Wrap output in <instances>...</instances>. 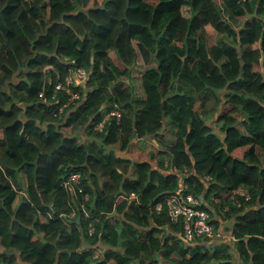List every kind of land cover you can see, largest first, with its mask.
Here are the masks:
<instances>
[{
	"label": "trees",
	"instance_id": "obj_1",
	"mask_svg": "<svg viewBox=\"0 0 264 264\" xmlns=\"http://www.w3.org/2000/svg\"><path fill=\"white\" fill-rule=\"evenodd\" d=\"M65 59L89 79L75 109L54 116ZM263 71L264 0H0V264H264ZM114 104L120 121L97 133ZM164 120L174 142L138 149ZM76 124L83 143L67 134ZM185 172L203 209L227 208L234 242L187 244L165 204L153 213ZM70 174L82 193L60 186ZM238 187L250 201L230 199ZM86 246L103 248L104 261Z\"/></svg>",
	"mask_w": 264,
	"mask_h": 264
},
{
	"label": "built area",
	"instance_id": "obj_2",
	"mask_svg": "<svg viewBox=\"0 0 264 264\" xmlns=\"http://www.w3.org/2000/svg\"><path fill=\"white\" fill-rule=\"evenodd\" d=\"M65 63L67 64V71L64 78L60 77V73L54 70V76L56 78L52 88L51 100L58 106L54 112V116H62L66 110L75 109L77 106L76 102L82 98L83 90H85V86L87 85L89 79L88 71L85 67L77 65L74 60L65 59ZM64 92L66 93V96ZM60 93H63L62 98H60ZM39 97L42 101H46L44 99V95L39 94ZM121 117L122 109L118 104L111 105L110 107L107 106L105 114L102 116L100 122L93 125V129L99 134L104 133L110 121L114 120L115 123H118ZM82 128L84 129L85 127ZM77 142H80L78 137ZM164 166H166V162ZM170 171L177 174L173 168ZM186 177L187 172H185L183 178L181 179L178 190L164 194L161 199L156 202L153 213L159 214L164 209L163 204H165L170 224L178 225L180 228V231L175 235L176 238L187 244H194L198 239H207L208 241L217 240L218 242H229L230 244L234 242V236L231 233L226 234L223 230H220L218 226L214 224L209 212L202 208L204 205L203 197L194 196L190 192H186L187 186L184 182ZM199 179L202 183L207 185L212 181V176L210 174L203 173ZM80 181L81 176L79 174H70L67 178L62 179L60 186L67 188L72 192L77 189L78 193H82L83 189L80 185ZM230 195V199L233 202L238 201V199H244L245 201L251 200L249 190L242 187L232 190ZM83 199L87 200L88 196L83 195ZM213 200L218 203L216 198H213ZM236 203V205L240 207V204L238 202ZM81 207L83 211H85V203H83ZM77 213V209L72 210L67 218L73 220L76 218ZM116 216V214H110L107 220L112 222L119 221V217ZM87 217L90 220L86 225V234L88 238H91L94 236L96 228L91 220V217L89 215H87ZM158 237L162 238L163 232H160ZM80 251H87L90 253L94 261H104L105 259V250H103V248H91L90 246H86L81 248ZM157 264H166V262L159 258Z\"/></svg>",
	"mask_w": 264,
	"mask_h": 264
},
{
	"label": "rangeland",
	"instance_id": "obj_3",
	"mask_svg": "<svg viewBox=\"0 0 264 264\" xmlns=\"http://www.w3.org/2000/svg\"><path fill=\"white\" fill-rule=\"evenodd\" d=\"M43 13H44V15L45 14H47V12L45 11V9L43 10ZM46 16V15H45ZM225 17H227L228 18V20H231V18L227 15V14H225ZM219 38V40H226L222 35L220 36V37H218ZM227 41V40H226ZM221 43V42H220ZM220 43L218 44V45H220ZM16 81H17V79H16ZM126 83H127V80H126ZM4 90H5V85L4 84H0V94H2L3 92H4ZM201 98H203V99H205V100H207V98H211V95H209L207 92H205V93H202L201 95ZM3 97H2V99H0V102L2 103L3 102ZM212 100L213 99H211V101L209 102V104L208 105H211L212 104ZM218 105L219 104H216V105H214V101H213V104L211 105V106H209L208 107V109H207V111L209 112H211V114L212 115H215L216 114V111L215 112H212L211 110H212V108L213 107H218ZM3 106V105H2ZM219 109V111H221V108L219 107L218 108ZM211 115V116H212ZM210 124H212V125H214L215 127L217 126L215 123H214V121L213 122H211ZM172 127H174L172 124H170ZM83 129L82 128H80L79 126H76V128H73L71 131H69V132H67V134L69 135V136H77L78 137V139H79V143H83V141H84V137H83V135L82 134H80L81 133V131H82ZM216 131L218 132V129H217V127H216ZM218 134H220L219 132H218ZM166 137V140H164L163 138H165ZM160 139H163L162 141H161V143H162V148L164 149V150H166V147L165 146H168V145H170V142L174 139V136H173V134H172V131H171V129H169V131H168V129L166 128L165 129V131H164V133H163V136L160 138ZM147 148H149V149H152L150 146H146ZM243 152H244V149H242V152H241V155L243 154ZM112 153H114V151H112ZM226 209V207H223V208H219L218 210L219 211H217V212H215V213H217L218 214V216L222 219V220H225L226 218H225V210ZM116 217H118V216H116ZM120 220H122V218L120 219ZM119 220V221H120ZM219 224V223H218ZM232 224V223H231ZM230 224V225H231ZM230 225H229V227H230ZM223 231L226 233V234H228L227 233V229H223ZM235 260H236V258H234ZM166 264H168V263H166Z\"/></svg>",
	"mask_w": 264,
	"mask_h": 264
},
{
	"label": "crops",
	"instance_id": "obj_4",
	"mask_svg": "<svg viewBox=\"0 0 264 264\" xmlns=\"http://www.w3.org/2000/svg\"><path fill=\"white\" fill-rule=\"evenodd\" d=\"M163 123H164L163 130L159 133V138L151 137V138H145V139H142V140H139V139L136 140V145H137L138 149H141L142 151H145V150L152 151V149L153 150H157L158 149L160 151H164V149L161 146L162 145L161 140H163V139L166 140V137L163 138V139H160V138L163 136V133H164V131H165L166 128L168 129V131H169V129H171L172 134L174 136V132H176V126L172 127L168 122H166V120H164ZM76 126H79V125L76 124L75 126H72V127L73 128H76ZM80 128H82V127H80ZM80 134H82V133H80ZM174 139H175V137H174ZM174 139L170 142V145H171V143L174 142ZM146 146H150L152 149H149ZM116 154L117 153H115V155ZM121 155H123V156H121ZM119 156H121V157L124 158L125 154H120ZM119 156L116 155V157H119ZM211 217H212L214 223L218 226V228L220 230L227 229V233H228V227L233 222V220H227V219L222 220L218 216V214L215 213V212H213L211 214ZM210 243L217 244L218 241L217 240H213V241H210Z\"/></svg>",
	"mask_w": 264,
	"mask_h": 264
},
{
	"label": "water",
	"instance_id": "obj_5",
	"mask_svg": "<svg viewBox=\"0 0 264 264\" xmlns=\"http://www.w3.org/2000/svg\"><path fill=\"white\" fill-rule=\"evenodd\" d=\"M130 82V78H128L127 79V83H129ZM79 223V219H78V221H77V224ZM81 234H82V236H84V232H83V230L81 229Z\"/></svg>",
	"mask_w": 264,
	"mask_h": 264
},
{
	"label": "clouds",
	"instance_id": "obj_6",
	"mask_svg": "<svg viewBox=\"0 0 264 264\" xmlns=\"http://www.w3.org/2000/svg\"><path fill=\"white\" fill-rule=\"evenodd\" d=\"M214 204H217L215 201H214ZM206 207L208 206L207 204L205 205ZM225 211V210H224ZM210 214V213H209ZM210 216H211V214H210ZM213 220V219H212ZM215 224V223H214ZM216 225V224H215ZM229 233V232H228ZM219 243H222V242H218L217 244H219Z\"/></svg>",
	"mask_w": 264,
	"mask_h": 264
}]
</instances>
